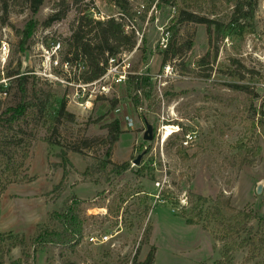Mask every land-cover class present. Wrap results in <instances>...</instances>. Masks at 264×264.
I'll return each instance as SVG.
<instances>
[{"label": "rangeland", "instance_id": "obj_1", "mask_svg": "<svg viewBox=\"0 0 264 264\" xmlns=\"http://www.w3.org/2000/svg\"><path fill=\"white\" fill-rule=\"evenodd\" d=\"M60 1L46 0L34 13L26 0H0V40L11 48L5 74L22 63V72L36 76L33 89L54 96L51 112L58 114L65 102L75 116L74 122L64 117L54 124L31 115L23 125L25 140L34 136V143L26 171L1 200L2 264H144L151 252L152 264H251V249L233 228L235 218L253 219L256 228L262 224L258 235L264 237V0H255V33L243 39L235 28L226 34L216 62L206 26L186 23L176 37L170 33L167 45H174L177 57L164 66L161 43L176 24V12L155 5L142 10L134 21L142 44L129 58L132 75L150 79L140 107L126 83L102 82L108 93L88 88L81 96L76 83L67 84L73 73L79 74L76 66L65 73L50 64L46 52L56 42L62 49L59 60L67 56L81 13L96 20L121 19L119 10L100 0H83L72 5L64 21L43 26ZM149 1L133 4L138 10L148 8ZM197 1L201 9L195 11L206 14L209 0ZM216 13L223 19L231 10L222 3ZM21 32L30 35L23 49ZM205 57L209 66L198 67ZM3 86L9 97L0 113L17 99L14 82ZM115 121L122 134L108 157L107 127ZM147 125L153 128L152 141L144 139ZM63 154L70 164H64ZM101 159L130 163L132 171L121 179L112 175L109 182L103 178L110 168L86 174ZM16 162L0 160V177ZM33 177L37 181L30 182ZM63 178L61 189L54 191ZM72 205L83 222V237L74 246L49 245L33 255L37 236L64 230L51 214H63ZM92 238L108 241L92 243Z\"/></svg>", "mask_w": 264, "mask_h": 264}, {"label": "trees", "instance_id": "obj_2", "mask_svg": "<svg viewBox=\"0 0 264 264\" xmlns=\"http://www.w3.org/2000/svg\"><path fill=\"white\" fill-rule=\"evenodd\" d=\"M31 4V9L34 13L44 6L46 0H26ZM83 0H61L58 4V8L44 23L43 26L49 28L56 23L64 21L68 12L71 10L72 5L80 4ZM103 4L119 10L121 19L118 20L111 17L107 20H96L85 14L81 13L78 21L76 22V28L72 33L69 41L68 54L64 61L70 64V69L76 66L79 74L73 73L72 78L68 80L69 83H82L92 84L100 81L107 73L109 67V60L117 58L122 54L132 53L137 49L138 39L134 32H127V24L124 23L125 19L134 22L138 18L137 9L133 2L136 0H100ZM150 6L145 9L149 11L154 5L157 8L168 7L172 8L176 12L175 26L169 31L173 37H176L179 33V27L186 23H193L197 25H203L207 28L211 49H213V62L217 61L219 55V40L223 39L226 34L234 31L235 28L241 30L240 35L245 39L247 34L255 33V17H256V2L255 0H209V11L206 14L199 13L195 10L201 9L198 6L197 0H150ZM208 3V2H207ZM225 3L231 10V13L227 14L225 18H217L218 5ZM23 35V41L21 43L22 49L26 46L30 35L28 32H21ZM163 65L165 66L170 59L177 57V51L174 45L169 44L166 51L163 54ZM236 63V61H234ZM209 66L208 57L202 58L198 62V67L207 68ZM22 63H19L14 72H6L5 79H10L9 82H14L17 85V99L12 106L5 108L0 113V160L9 159L10 163L17 161L14 165H8L4 168L7 172L6 179L3 176L0 177V204L3 195L7 191L8 187L14 183V180L23 176L27 168V162L31 157L32 141L34 143V136H31L29 142L25 140L26 134H24L22 128L25 122L33 116H40L46 118L47 122L59 123L61 118H67L68 121L74 122L75 116L66 110V103H62L59 106L58 114H53L52 110V98L54 96L50 92H43L42 90L35 91L33 89V79L36 76L31 71L22 72ZM70 75V74H69ZM205 77H209L208 75ZM3 80V76L0 71V82ZM150 83V79L145 78L142 75H130L126 84L130 86L135 94L133 101L140 107L143 105L144 99L141 97L143 88ZM1 87V86H0ZM236 90H245L248 87L235 86ZM1 89V88H0ZM9 97V89H8ZM8 99V98H7ZM6 101V100H5ZM5 101H0V105H3ZM109 129V151L108 157L111 156L112 147L119 142L122 128L119 121H115L110 124ZM51 144L50 140H47ZM76 153L81 154L79 150H75ZM64 164H70L65 154L61 155ZM131 164L125 163L123 165H117L111 162V160H97L95 168L89 167L86 174L96 175L102 171L101 168L108 169L110 172L103 179L109 182L112 175L118 178H122L126 173L131 170ZM143 168L140 169L142 172ZM66 175V170L65 173ZM65 178V176H64ZM64 178L61 184L54 187V191H59L64 184ZM4 179V180H3ZM38 178L33 177L30 182L37 181ZM204 204L209 202L208 199L202 196H192ZM76 205V204H75ZM225 208L229 209V202L224 203ZM217 211L219 209L217 208ZM221 213V212H220ZM245 218L249 219L246 215ZM51 219L56 220L64 230L62 232H44L35 238L33 255H37L38 250L49 245L56 247H69L83 237V222L79 216L75 206H70L66 212L59 214L54 212L51 214ZM235 227L233 228L234 234L238 238L243 239V244L251 249L252 258L248 260V263L264 264V260L260 259L264 256V239L263 236L258 235L259 229L262 224H258V229L253 226V219L249 222L243 220L234 219ZM232 222V221H231ZM190 225H196V222L189 221ZM244 237V238H243ZM24 244V240H22ZM260 259V260H259ZM154 261V252H151L144 262V264H152ZM3 263V256L0 254V264ZM22 261H17L14 264H21Z\"/></svg>", "mask_w": 264, "mask_h": 264}, {"label": "built area", "instance_id": "obj_3", "mask_svg": "<svg viewBox=\"0 0 264 264\" xmlns=\"http://www.w3.org/2000/svg\"><path fill=\"white\" fill-rule=\"evenodd\" d=\"M154 9H156V6L154 7ZM142 10H145V7L143 5L141 6L140 9L137 10L138 17L141 15ZM127 21H128V25L126 27V31L135 33L138 39V46L136 50H138L139 46L142 44L143 34H141L136 29L134 22H131L130 20H127ZM170 35H171L170 32H168L166 33V36L162 39V43H161L162 48L167 49L168 39ZM61 51H62L61 44L59 42H56L52 44L50 50L47 51L46 54L47 56H49L48 59L51 65L53 64L54 67L56 68L60 67L62 71L67 73L69 72L70 64L64 60L62 62L59 60V54L61 53ZM132 53L122 54L118 56L117 58L110 59L107 73L100 81H97L92 84H87V85L82 84V83L77 84V87L83 91L81 92L82 94L81 96H84L86 94V89L88 88H93L94 90H97V88L100 87V92H99L100 95H102L103 93H108L109 88L106 87L105 85L101 86L102 82H107L111 80L112 83L117 86L124 85L127 82L129 76L132 75L131 65L129 64V58ZM10 55H11V48H10L9 43L6 40H0V71L3 76V80L0 82V86H1L0 87L1 88L0 89V101H5L8 98V90L4 89L3 84H6L8 81H10V79L8 80L5 79V69L8 66ZM67 84L74 85L73 83H69L68 81H67ZM94 93L95 91L92 94ZM78 97H80V95H78ZM99 241L101 243H104L108 241V238H102L101 240L96 239V238L91 239L92 243H96Z\"/></svg>", "mask_w": 264, "mask_h": 264}, {"label": "water", "instance_id": "obj_4", "mask_svg": "<svg viewBox=\"0 0 264 264\" xmlns=\"http://www.w3.org/2000/svg\"><path fill=\"white\" fill-rule=\"evenodd\" d=\"M144 139L146 141H152L153 140V128L150 125H147V132L144 136ZM142 156H139L138 159L135 160V165L139 166L141 164ZM258 193H261V187L258 189Z\"/></svg>", "mask_w": 264, "mask_h": 264}]
</instances>
